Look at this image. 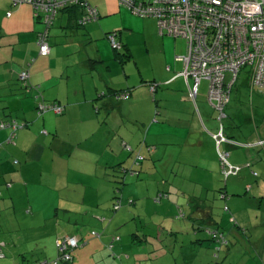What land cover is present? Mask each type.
<instances>
[{"label":"crops","instance_id":"0c3cea01","mask_svg":"<svg viewBox=\"0 0 264 264\" xmlns=\"http://www.w3.org/2000/svg\"><path fill=\"white\" fill-rule=\"evenodd\" d=\"M89 1L98 10L99 19L86 27H79L76 20L80 13L60 12L56 19L60 16L59 21L64 22L66 18L65 24L53 32L55 35L49 31L51 51L43 57L39 55L37 39L44 27L36 18L33 6L0 0V210L15 207L21 192L29 199L31 184L27 181L36 168L42 167L40 178H50L55 191L58 188L69 190L75 184L92 188L96 206L77 209L89 211L87 216L92 213L91 217L100 221L101 217L108 215L101 200L104 193L102 185L106 181L101 180L104 176L105 180L110 181L111 177L115 180V175H120L114 169L110 174V168L128 169L130 161L126 162L129 155L126 144H137L129 130L134 132L138 128L146 134L148 132L147 148L142 143L144 149L141 148L140 154L149 157L151 163L145 158L137 168L138 181L131 180V191L127 193L134 203L129 204L128 201L129 213L120 217L118 225L135 222L138 218L141 225L137 222L133 228V241L136 238L141 240L140 236H145L147 241L156 233L148 227L149 224L159 226L157 232L162 230L165 233L170 229V239L166 244L172 247V254L175 255L176 242L180 241L182 248L186 247L181 252L188 260L186 264L189 261L193 264L200 249L213 250L215 247L214 241L203 234V227L212 223V229L228 235L230 244L223 249L224 259H233L234 264H264V146L222 144L220 150L230 153L231 163L243 166L239 175L224 181L218 145L213 137L219 133L220 126L216 131L212 130L200 111L198 100L194 103L189 98V85H193V80L189 78L187 81L182 75L185 65L178 59L186 55L185 51L177 50L175 57L166 59L159 68L160 76L156 74L152 81L142 80L141 84L133 86L129 74H126L129 61L125 65L122 63L123 74L113 75V64L118 57L107 58L105 53H109L110 47L106 41L94 43L106 40L114 30L128 58H131L129 47L124 42L127 38L125 40L121 31L116 30L118 26L115 23L111 28L105 23L107 18L121 11L113 8L117 1ZM69 35L73 42L69 41ZM70 56L76 57L66 59ZM108 62L112 67H107ZM70 69H74L75 79H72ZM25 70L29 71L26 82L20 78ZM154 83L163 87L159 94L158 87L155 92L150 90ZM208 83L201 82L197 99L201 86H207L209 92ZM35 86H39V90L32 88ZM245 87L250 89V93L257 89L246 77L237 84L229 110L240 127L232 123L227 134L237 140L241 138L255 143L264 140V118H255L260 125L252 132V137L245 135L239 117L244 114L248 122L253 121L250 110L246 107L245 112L243 109ZM120 92L129 93V98L119 100L117 95ZM38 101L58 104L64 107V112L48 111L39 115ZM206 101L211 106L208 93ZM12 121L23 125L14 136L13 130L5 127ZM124 129L125 136H119L120 130ZM113 130L117 131L116 136H113ZM94 159V169H83L80 161L91 162ZM247 164L248 167L245 166ZM87 181L90 183L86 184ZM160 193H168V197L158 202L155 198ZM86 201L87 198L82 200L83 203ZM130 205L135 206L134 211ZM225 206L228 213L224 214ZM151 207L154 213H151ZM64 208L63 211L70 216L76 210L67 204ZM200 211H205L207 219L195 218L200 217ZM27 212L30 215L32 208ZM56 215L59 216L58 211ZM185 238L192 239L187 246ZM245 241L247 246H244ZM198 247L201 248L198 250ZM21 256V260L26 259V255Z\"/></svg>","mask_w":264,"mask_h":264},{"label":"rangeland","instance_id":"374dc122","mask_svg":"<svg viewBox=\"0 0 264 264\" xmlns=\"http://www.w3.org/2000/svg\"><path fill=\"white\" fill-rule=\"evenodd\" d=\"M102 1L108 3L112 0ZM115 1H117L118 4L114 5L113 8H117L121 11L114 17L112 16L107 18L108 22L105 23L108 25V28H111L116 24L118 26L116 30L121 31L123 37L125 36V40L127 38V40L124 42L129 47L131 58H122L121 56L119 57L114 51L108 37L105 38L106 40L101 39L94 42L101 44L106 41L110 47L109 53H105V55H107V58L113 59V57H118L117 59H115L116 61L113 64V75H119L121 73L123 74V65H125V63L129 61V63L126 64V74H129L131 84H133V86H137V84H141L142 80L145 82L152 81L156 74L160 76V66L166 59L171 58V56L175 57L177 54V50H180L182 52L185 51V54L187 53L186 39L184 40V38L160 36L155 19L139 17L133 14L126 7L121 6L118 0ZM104 19L105 17L101 20L103 21ZM59 20L60 16L56 19L50 29L52 35H55L53 34V32L60 30V26L62 24H65L66 18L63 20L64 22H61ZM43 27L44 25L42 24V28ZM112 32L115 31L113 30ZM68 38L70 39V42H73V39L71 40L72 36L69 35ZM49 39L52 38L49 37ZM117 40L119 41L120 38L117 37ZM73 45L74 44L71 43L72 47ZM124 50L125 49L121 50L119 53H125L126 51ZM73 57L75 58L76 56H70L66 59H74ZM111 64V62H108L107 67H112ZM70 71L71 74L74 73V69H70ZM244 72L245 71H242L240 73L238 83H240L244 79L246 75ZM230 77L231 75H227L228 81L230 80ZM72 79H75V74H72ZM78 79H80V77H78ZM150 83L151 82H149V84ZM158 85L159 84H157L156 88L158 87ZM159 88L160 86L158 87V89ZM162 89L163 87L159 89L158 94L160 93V91H162ZM207 93V86H201L200 96L199 99H197L198 105L201 113L205 117L207 124L212 127V130L214 129L216 131L219 125V122L217 121L218 115L213 110V108H211V106H208L206 101ZM243 93L246 96V99H244L245 102H243L245 105L243 109L245 112H247L245 109L246 107L247 110H250V118H253V121L248 122L246 120L247 118L245 119L244 114L239 117L238 121L242 123L245 135L249 134L250 136L252 132L255 131L256 126L260 125L255 121V118L260 120H263L264 118V89H256L254 92L250 93V89L245 87ZM120 132L121 135L119 136H125V129L120 130ZM129 132H131L132 134L135 133L133 135L131 134V136L133 139L135 138L137 142L136 145H132L131 143H127V145L125 142V144L130 147V149L127 148L126 150L129 151L126 162L130 161L127 165V168L128 170H131L132 168H138L135 165V161L140 154L141 148H147L145 144L148 132L146 134L145 132L140 131L138 128H136L134 132L132 130H129ZM116 134L117 131L113 130V136H116ZM121 140H123L122 137L119 138L120 142H122ZM142 143H144L146 147H141ZM145 158H147V162H150L149 157L146 156ZM80 163L83 164V169L90 171L95 168L96 159L91 162L80 161ZM111 170L112 168H110L109 172L110 174H113L114 171ZM40 171H42V167H40L39 170L36 168L32 175H30V180L27 181L29 184H31L29 188V199L27 195H22L23 193L21 192L16 200L15 207H4L3 210H0V233H2V235H0V245H6V258L0 259V264H20L22 262L21 255L23 254L26 255L25 264H30L32 261L38 260V258L53 259L55 256H57L56 239L62 234H72L74 232H78V235L82 240L80 241V246L75 248L72 252L74 260L71 264H186V262L188 261L187 259L183 258L181 253L186 249V247L182 248V242H176L177 247L174 253L175 255L172 254V247L166 244V242H169L167 240L170 239V236H168L171 232L170 229L165 233H162V230L160 232H157L159 226L149 224L148 227L152 230H155L156 233L153 234L152 237L150 236L147 241L143 242L142 240H138V238L133 241L135 237L132 234V230L136 227L137 222H139V226L141 225V222L138 221V218H136L135 222H127L118 225L120 217H125V214L129 213V197H127V193L128 191L129 193L131 191L129 188L131 180L133 179L132 181H136V183L138 181V177L132 176L131 172H128L125 177L127 184L121 194V202L123 203V206L116 213L113 211L114 203L118 201L114 198V179L111 177L110 181L105 180L106 177L104 176L103 180H101L106 181L102 185V192H104L101 199L103 201L102 208L106 212H108V215L104 216L107 220L101 223L99 220H95L91 217L92 213L87 216V212L89 211H81L77 209L78 207L84 206H87L86 209L88 207L96 206L94 205L95 201L93 199L94 193L91 192L93 191L92 188L75 184L74 186L68 188L69 190H66L65 188H58L55 191V189L51 187L53 181L50 178L41 179L39 176V173H41ZM149 179L151 181L154 180L152 176H150ZM88 183L90 182L87 181L86 184ZM106 184L109 185L107 190ZM24 189L25 191H27L26 188ZM67 197L70 199L66 200ZM84 198H87V201L85 203L82 202ZM30 202L33 205H31ZM64 203L72 208L76 207V210L72 211L74 212L73 215L70 216L69 213L63 211L65 209ZM59 204L62 207H60ZM130 207L131 211L135 210L134 205H130ZM31 208L32 212L30 215H28L27 210L30 211ZM56 208H58V210ZM224 210V214L228 213L227 206H225ZM57 211L59 213L58 217L56 215ZM154 212V209H152L151 207V213ZM98 216H96L97 219L99 218ZM153 217L154 215H152V218ZM93 232L96 234H93ZM105 232L107 235H104ZM203 234L205 235L206 232ZM114 235L120 237L121 240L118 242H114L115 248L114 250H112L110 249L109 242L112 241ZM199 235H201V233H199ZM159 236L163 238L160 239ZM225 236L227 237L228 235L225 234ZM157 239L164 241L159 242V240ZM171 239L173 238L171 237ZM194 239H196V237ZM179 240H181L180 235ZM191 240L190 238H185V245L187 246L188 244H190ZM171 242L172 240H170V243ZM245 242L246 243L244 244V246H247V241ZM213 243L215 246L213 250L206 247L200 249L198 258L194 260L193 264L236 263L233 261V259H224V250L226 249L225 247L229 246V240L227 245L223 247L222 245L220 246V249H225L219 252V255L221 253V257H219L218 255V258H216L215 256V249L218 246L219 242L214 241ZM164 244L166 245V247H163ZM205 244H209V242H205ZM199 248L201 247H198V250ZM127 256H130V258L128 259ZM191 263L192 261H189L188 264Z\"/></svg>","mask_w":264,"mask_h":264},{"label":"built area","instance_id":"2783aa9c","mask_svg":"<svg viewBox=\"0 0 264 264\" xmlns=\"http://www.w3.org/2000/svg\"><path fill=\"white\" fill-rule=\"evenodd\" d=\"M14 5L28 3L33 6L35 16L44 25V31L38 34L37 45L40 56H48L51 51L49 31L57 15L66 7L76 5L83 11L78 24L87 26L99 18L98 10L92 7L89 0H11ZM133 14L142 18H154L157 21L159 34L187 41L186 55L178 58L184 62L185 70L182 75L193 80L189 85V98L195 103L199 95L200 84L209 82L208 101L218 112L220 123L219 133L213 135L218 145V154L225 177L235 175L240 167L231 165L228 161L229 153L220 150L223 143L230 142L225 135L222 119L226 117L225 106L230 101L229 92L239 78L241 71H250L251 84L261 90L264 89V0H118ZM113 49L122 50V44L117 40V33L108 36ZM169 69V68H168ZM227 75H232L227 80ZM20 78L26 82L29 71L21 73ZM152 86V85H151ZM156 84L151 87L156 91ZM39 90V86L32 87ZM29 89V88H28ZM32 89V90H33ZM31 91V88L29 89ZM129 93L120 92L119 100L129 98ZM39 100V96H36ZM37 111L42 115L48 111L57 114L64 112V107L42 101L37 103ZM16 121L5 124L6 128L16 131L22 128ZM47 134L46 131H44ZM264 146V140L255 141L248 146ZM126 148L130 149L126 145ZM143 161L144 158L139 156ZM115 209H120L116 204ZM207 233L221 245H227L225 237L213 231ZM59 253L57 259L42 260L37 264H59L70 260L68 250L79 245L77 236L61 238L57 241ZM222 248V247H221ZM216 256L222 250L217 247ZM1 251V248H0ZM2 255L0 254V257Z\"/></svg>","mask_w":264,"mask_h":264},{"label":"trees","instance_id":"16d2710c","mask_svg":"<svg viewBox=\"0 0 264 264\" xmlns=\"http://www.w3.org/2000/svg\"><path fill=\"white\" fill-rule=\"evenodd\" d=\"M61 12H71V13H75V15H77L76 13H80V15H79V17L81 16V12L83 13V11L80 9V7L79 6H76V5H72V6H69V7H66L65 9H63ZM79 17H77V22H78V20H79ZM99 19V18H98ZM78 24V23H77ZM78 26L79 27H83V26H80L79 24H78ZM84 27H86V26H84ZM116 33V32H115ZM110 34V33H109ZM108 34V35H109ZM50 37V36H49ZM49 43H50V41H49ZM123 49V48H122ZM116 51V53H117V55L120 57H122V58H124V57H129V55H128V53L127 52H123V53H119L120 51H117V50H115ZM245 72V77L246 78H248L249 79V81H250V84H251V80H250V71L249 70H244ZM242 72V71H241ZM240 72V73H241ZM239 77H240V74H239ZM238 80H239V78H238ZM238 80L235 82V84L233 85V87H232V89L230 90V92H229V96H230V101H229V103L225 106V108H224V113H225V115H226V117L224 118V119H222V123H223V125H224V127H225V135H226V138L227 139H229L230 140V142H228V144H230V145H232V146H240V147H247V145H249V144H252L251 142H248V141H246V139L245 140H241V138H239L238 140L237 139H235L234 137H231V136H229L228 134H227V129L228 128H231L233 125H232V123L233 124H235V125H237L238 124V122L236 121L235 122V119L233 118V116L231 115V113H230V110H229V108H230V106H231V103H232V101H233V97H234V91H235V88L237 87V83H238ZM157 85V84H156ZM251 86L252 87H254L252 84H251ZM254 88H257V87H254ZM257 89H259V88H257ZM261 90V89H260ZM217 113V115H218V112H216ZM217 118H218V116H217ZM218 121V120H217ZM226 122V123H225ZM230 123V124H229ZM220 124V123H219ZM232 125V126H231ZM237 127H240V125H237ZM132 149V148H131ZM229 153V152H228ZM139 156H142L143 158H144V160H145V156H143L142 154H139L138 155V157ZM138 157H137V159H136V161H135V165L137 166V167H139L141 164H142V162L144 161H140L139 159H138ZM228 161H229V163L231 164V165H234V164H232L231 163V161H230V153H229V158H228ZM234 166H237V167H240V170L235 174V175H229L228 177H225V175L223 174V178H224V181H226V180H228V178H230L231 176H237V175H239L240 174V172L242 171V169H243V166H239V165H234ZM246 167H248L249 166V164H247V165H245ZM118 167L117 166H115V167H113L112 169H114V171L117 173L118 171H119V174L120 175H115V180L113 181V183L115 184V189H114V192H115V199L116 200H118V201H116L115 203H114V206H113V211L116 213V212H118L120 209H121V207H122V202H121V194H122V192H123V189H124V186L126 185V182H125V175L128 173V172H131V175L132 176H136V177H138V175H139V171H138V169L137 168H132L131 170H128V169H126V168H119V170L117 169ZM254 175H257L256 173H254ZM117 185V186H116ZM251 186V185H250ZM250 186H247V187H250ZM246 187V189H249V188H247ZM164 197H168V193H160V194H158V196L155 198L156 199V201H158V202H160ZM221 197L223 198V195H221ZM227 197V196H226ZM134 203V201H133V199H130L129 200V204H133ZM116 204H119L120 205V209H115V205ZM181 216H183V218H184V214L182 213V215ZM107 219L106 218H104V217H101L100 218V221L103 223V222H105ZM199 229V228H198ZM203 229H204V232H206V234L208 235V238H210V240H212V241H217V239H214L212 236H210L208 233H207V231L209 230H211V231H213V232H215V233H217V235H223L224 237H225V239H226V241H227V243H228V240H227V237L225 236V234L223 233V232H220V231H218V230H216V229H212V227H209V226H207V227H203ZM93 234H96V233H94L93 232ZM97 235H100V234H97ZM69 236H77L78 238H79V245H78V247L80 246V241L82 240L81 238H80V236L78 235V234H62V235H60L57 239H56V249H57V256H55L53 259H38V260H35V261H32L30 264H37V263H39L40 261H42V260H49V261H52V260H55V259H57L61 254L59 253V248H58V245H57V241L59 240V239H61V238H65V237H69ZM141 240H144L145 241V236L143 237H139ZM121 239H120V237H117V236H114L113 238H112V241L111 242H109V246H110V249H112V250H114V242H118V241H120ZM222 242V241H221ZM221 242H219L218 243V246H221ZM6 245H4V246H2V245H0V248H1V251H0V254H2L3 256L2 257H0V259H4V258H6V254H5V252H4V250H5V247ZM217 246V247H218ZM224 245H222V247H223ZM217 247H216V249H217ZM77 248V247H76ZM75 249V248H74ZM74 249H70V250H68V253H69V256H70V260H64V261H62V262H60L59 264H71L72 262H73V255H72V252H73V250ZM215 249V256H216V252H217V250ZM221 250H223V249H221ZM216 258H218L217 256H216ZM25 262H26V259H22V262L20 263V264H25Z\"/></svg>","mask_w":264,"mask_h":264},{"label":"water","instance_id":"95a60500","mask_svg":"<svg viewBox=\"0 0 264 264\" xmlns=\"http://www.w3.org/2000/svg\"><path fill=\"white\" fill-rule=\"evenodd\" d=\"M209 212H210V211H209ZM199 214H200V217H196V216H195V218H197V219H199V220L207 219V216H206L205 211H200ZM208 225H209V227H212V223H209Z\"/></svg>","mask_w":264,"mask_h":264},{"label":"bare ground","instance_id":"6f19581e","mask_svg":"<svg viewBox=\"0 0 264 264\" xmlns=\"http://www.w3.org/2000/svg\"><path fill=\"white\" fill-rule=\"evenodd\" d=\"M114 50H117V49H114ZM117 51H121V50H117ZM230 78H232V75H231V77ZM224 144V143H223Z\"/></svg>","mask_w":264,"mask_h":264}]
</instances>
